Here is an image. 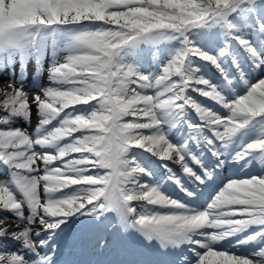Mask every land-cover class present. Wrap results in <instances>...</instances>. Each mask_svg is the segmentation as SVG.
Here are the masks:
<instances>
[{"label":"snow or ice","instance_id":"1","mask_svg":"<svg viewBox=\"0 0 264 264\" xmlns=\"http://www.w3.org/2000/svg\"><path fill=\"white\" fill-rule=\"evenodd\" d=\"M3 72L0 264H57L82 218L96 247L115 222L170 264H264V0H0Z\"/></svg>","mask_w":264,"mask_h":264},{"label":"rangeland","instance_id":"2","mask_svg":"<svg viewBox=\"0 0 264 264\" xmlns=\"http://www.w3.org/2000/svg\"><path fill=\"white\" fill-rule=\"evenodd\" d=\"M241 57H242V59H243V54L241 55ZM210 67H211V66H210ZM211 68H212V67H211ZM212 69H213V68H212ZM213 72L216 73V70L213 69ZM213 72L209 70V65H208V66H207V74H208L209 76H214L215 74H214ZM253 79H255V77H253ZM34 80H35V78H34V79H28V81H31V82H35ZM4 84H5V82H4L3 80H0V88L4 87ZM26 92H27V91H26ZM190 94L193 95L194 97H196L197 99H201V100H203V98L196 96L195 93H190ZM29 95H30V94H29ZM203 102H204V103H209V101H206V100H204ZM209 104H210V103H209ZM33 106H34V107H33ZM32 108H33L32 120H34V121L37 122V115H36V112H35V105H34V104L32 105ZM18 122H19V121H18ZM18 122H17V124H18ZM21 122H22V121H21ZM17 124H16V125H17Z\"/></svg>","mask_w":264,"mask_h":264},{"label":"bare ground","instance_id":"3","mask_svg":"<svg viewBox=\"0 0 264 264\" xmlns=\"http://www.w3.org/2000/svg\"><path fill=\"white\" fill-rule=\"evenodd\" d=\"M45 74H47V71L45 72ZM47 76H48V74H47ZM253 170H255V169H252L251 171H253ZM239 175H244V174H243V173H238L237 170H236V174H235V176H232L231 178H233V177H237V176H239Z\"/></svg>","mask_w":264,"mask_h":264}]
</instances>
